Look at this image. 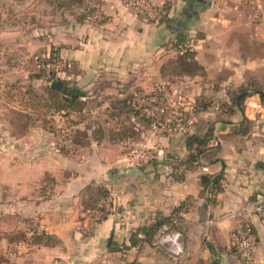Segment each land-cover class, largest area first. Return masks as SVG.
I'll return each instance as SVG.
<instances>
[{"label":"crops","instance_id":"obj_1","mask_svg":"<svg viewBox=\"0 0 264 264\" xmlns=\"http://www.w3.org/2000/svg\"><path fill=\"white\" fill-rule=\"evenodd\" d=\"M160 2L163 19L152 22L122 0H0V91L8 75L20 71L15 65L23 62L26 49L69 59L73 65L61 78L81 88L84 104L66 117L88 133L74 164L48 162L53 175H71L45 197L12 201L18 207L17 228L32 222L55 234L58 243L20 240L4 264H123L119 251L108 248V237L127 241L138 226L162 215L174 223L162 239L172 235L176 246L172 254L151 252L143 240L131 246L128 252L143 264H242L228 245L240 216L250 222L256 256L264 264V219L252 211V202L264 195V0ZM186 46L201 66L193 72L174 68ZM248 83L259 85L263 96L250 93L242 110L199 103L229 104L231 90ZM148 99L152 105L162 100L182 106L187 132L152 129L138 113ZM244 118L248 130L231 133ZM106 126L135 133L120 140L109 136ZM209 126L214 154L186 165V134ZM93 128L101 133L89 134ZM128 137L155 148L154 160L144 166L129 162L121 149ZM28 171L39 174L36 166ZM219 171L222 186L210 200L200 175ZM89 183L110 193V212L98 222L82 205ZM30 185L31 190L37 186ZM6 219L0 216L2 248L9 245Z\"/></svg>","mask_w":264,"mask_h":264},{"label":"rangeland","instance_id":"obj_2","mask_svg":"<svg viewBox=\"0 0 264 264\" xmlns=\"http://www.w3.org/2000/svg\"><path fill=\"white\" fill-rule=\"evenodd\" d=\"M25 51L21 57L24 58L23 62H17L15 65L20 71L8 75L0 91V109H2L0 111V216L7 218L4 224L8 230L6 235L9 242L7 247L0 246V264H4L11 254L15 255L17 248L14 243L20 240L31 243L26 238H29L32 229H38L32 222L30 224L33 227L29 224L28 228H17L19 219L15 217L19 214L15 213V209L18 207H13L12 201L35 196L40 199L53 191L54 184L58 183L59 179L71 174L60 172L59 175H53L46 170L48 162L61 165L64 162L74 164V158L78 160L76 151L80 145H83L85 135L88 134L82 129L80 132L72 131L74 128L72 120L66 117L68 110L50 108L45 88L54 77L55 67L47 66V63L52 61L45 60L46 51H32L30 54L27 49ZM98 133L100 134L101 130L93 128L89 134L94 136ZM107 133L110 136L109 130ZM144 164L146 162H139V166ZM31 166L39 169L36 177L28 171ZM30 184L37 186L31 190ZM107 206L109 207L108 203ZM94 213H97L96 209ZM170 231L171 229L166 230L150 242L145 241L155 249H151V252L155 251L158 254L165 250L166 253L172 254L176 246L175 237L170 234L171 236L167 238L174 239H168L169 241L162 239L163 235ZM23 232L27 237L19 238ZM126 242L128 240H116L110 236L107 245L108 248L118 247L119 259L123 264H143L142 260H138L131 253L132 251L128 252L131 246L134 248L141 246V239L131 246ZM127 253L131 255L126 256ZM150 264L156 262L151 261Z\"/></svg>","mask_w":264,"mask_h":264},{"label":"trees","instance_id":"obj_3","mask_svg":"<svg viewBox=\"0 0 264 264\" xmlns=\"http://www.w3.org/2000/svg\"><path fill=\"white\" fill-rule=\"evenodd\" d=\"M159 20L163 19V9L162 4L157 6ZM194 51L191 49L190 46H186L182 52L178 55L176 59V65L174 68H177V71H188L193 72L201 66L195 61L193 58ZM56 56L50 54L47 56L45 60H51L52 62L57 61ZM66 61L70 62L71 65L68 67L65 65L62 69L64 71H68L73 62L69 59ZM63 90H56L51 88L49 85L46 86L45 91L48 95V102L50 108H54L55 110H80L83 107L84 101L81 98L84 95V92L81 88L75 83H69L68 81L64 80ZM252 92H259L263 96V91L259 85H255L253 83L242 84L236 88L231 90L230 94V102H216L215 104H210L204 100L199 101V103L203 104L204 106H212L216 105L219 109H223L224 111L232 112L234 111V107L242 110L244 106V99ZM156 100V97L153 98ZM154 100H149L145 103L148 106H152ZM145 104L139 105V115L141 117H147L149 119V123L152 121V118L145 115V112L142 110ZM144 117V118H145ZM147 119V120H148ZM183 122H185L186 115L184 112V116L182 117ZM249 122L246 118L242 119L240 122V128L231 130V133H238L239 131L245 132L248 130ZM107 130L110 132V136L113 138L124 139L128 135H132L135 133L132 129L127 128L126 126H119V127H111L106 126ZM72 131L80 132L79 128H73ZM185 133L187 131H184ZM212 138V127L209 126L203 133L199 132H191L186 134V145L189 150V154L186 158V165L191 166L195 163H198L200 160V156L202 154L212 157L214 154L213 148L214 146H209L208 141ZM211 159V158H210ZM222 179H223V172L219 171L213 174H201L200 175V183L202 188L208 194V198L211 200L213 195L216 191H218L222 186ZM110 198L109 190L102 184L96 183H89L83 193L82 197V205L91 212L88 213V216L93 219L94 222L101 221L106 215L110 212V208L107 206L109 201L107 200ZM107 201V202H106ZM105 203V204H104ZM97 210V213H94V210ZM174 228V223L169 216H156L154 220L148 224L138 226L134 231L131 232L130 236L128 237L127 245H134L137 240L141 241H152L155 238H158L163 232L168 229ZM32 232L29 235V238H26V233L23 232L19 235V238H26L32 244H47V245H54L58 243V237L47 231L46 229H32ZM141 233L142 237L138 234ZM112 250H117L118 247H109Z\"/></svg>","mask_w":264,"mask_h":264},{"label":"built area","instance_id":"obj_4","mask_svg":"<svg viewBox=\"0 0 264 264\" xmlns=\"http://www.w3.org/2000/svg\"><path fill=\"white\" fill-rule=\"evenodd\" d=\"M122 2L129 10L142 15L146 20L159 21L157 6L160 5V0H122ZM65 65L70 67L71 63L66 60L47 63L48 67H55L54 77H61L65 72L62 69ZM142 110L146 116L152 118L151 127L156 131L167 134L185 131L186 126L182 119L185 111L180 105L169 106L166 102L158 100L152 106L145 104ZM121 149L125 158L135 164L148 163L156 155L155 148L146 146L143 142L132 137L122 141ZM202 168L206 170L207 166L204 165ZM252 211L264 219V195L252 202ZM228 245L235 250L242 264H262L256 256L252 227L246 217L241 218L240 216L231 228Z\"/></svg>","mask_w":264,"mask_h":264},{"label":"water","instance_id":"obj_5","mask_svg":"<svg viewBox=\"0 0 264 264\" xmlns=\"http://www.w3.org/2000/svg\"><path fill=\"white\" fill-rule=\"evenodd\" d=\"M63 84H64V80L59 77H54L49 81V86L56 90L64 91Z\"/></svg>","mask_w":264,"mask_h":264}]
</instances>
